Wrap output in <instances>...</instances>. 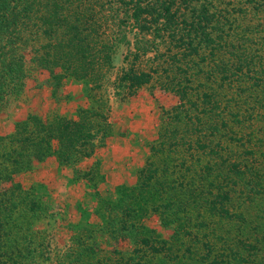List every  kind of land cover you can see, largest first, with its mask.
Returning a JSON list of instances; mask_svg holds the SVG:
<instances>
[{
    "label": "trees",
    "instance_id": "trees-1",
    "mask_svg": "<svg viewBox=\"0 0 264 264\" xmlns=\"http://www.w3.org/2000/svg\"><path fill=\"white\" fill-rule=\"evenodd\" d=\"M225 1L0 0V109L24 94L28 78L37 72L48 74L46 82L51 85L53 93L68 78L86 80L93 90L101 89L112 69L111 61L116 46L125 41L128 33H132L131 57L137 60L153 53L156 64L150 68L152 73L137 71L130 66L119 78L118 87L131 91L134 87L149 83L152 74L158 75L157 79L163 83L165 90L176 94L185 102L184 105H193L195 112L204 115V122L196 115V123L188 124V129L192 126L194 131L202 134L196 136V142L187 140L185 144L188 148L192 145L203 148L206 143L203 140L207 137L203 132L206 130L204 126L201 129L198 127L200 123H206V116L211 114L207 106L216 93L210 86L205 87L204 92L195 91L192 79L202 75L204 80L200 85L209 82V85L216 83L215 90L223 86L230 90L235 86L240 90L243 81L240 80V74L243 76L242 70L246 69L248 77L252 66L246 58H240L237 54L234 56L239 48L246 49L244 44L248 42L241 38L234 16L244 12L242 9L249 8L246 3L259 1L255 4L259 9L264 4L261 2L264 0H239L243 3L231 6L234 0H228L231 2L229 5ZM229 6L232 11H229ZM127 27L129 31H126ZM27 49L29 59L24 53ZM219 53L221 56L226 53L232 55L229 54L230 58L225 61ZM230 59H233L234 66L228 64ZM259 62L261 71L258 75L261 80H255L258 76L251 78L257 84L264 82V58H260ZM208 64L211 67H207ZM244 65H248L247 68L244 69ZM190 96L194 100L189 99ZM258 103L259 107L264 108L261 102ZM240 104L238 100L230 105L236 109L234 113L228 111V103L224 106L235 124L242 122ZM181 108L183 105L175 109L177 119ZM188 111L184 110L183 113L186 119L189 118L186 115ZM226 113L224 109V116ZM218 115L209 116V130L218 132L220 126H226L223 115ZM246 115L250 118L253 112L248 109ZM76 117V120L62 116L43 120L31 115L15 122L11 134L0 136V186L2 180L12 181L13 176L31 170L35 163L44 161L50 155L56 156L59 163L66 166H74L80 159L89 157L98 134H107L106 128L102 130L101 126L105 119L100 108L80 109ZM257 117L258 133L263 131L261 136H264V110ZM166 144L171 150L178 147L177 140L167 143L161 138L158 148L151 149L148 166L141 169L139 182L120 192L119 200L128 203L125 206L105 205L108 220L102 227L110 236L119 234L123 240H133L135 246L138 243L144 244L149 247V252L154 253L162 249L154 246L155 239L147 238L148 229L143 224L138 225L147 213H159L161 224L172 229L173 235L178 238L183 233L189 234V227L209 228L212 222L206 223L205 216L210 221L212 218L224 219L237 224L240 218L246 219L245 213L250 207L245 206V197L240 198L242 194L238 197L243 201L237 208L242 215L229 207L232 192L239 186L241 177H244V172L237 169L240 167L238 161L229 162L226 156L211 149L206 153H196L195 159L189 164L181 159L182 163L178 165L174 161L178 157L162 156ZM217 161L221 164H217ZM243 167L244 170L246 166ZM245 186H249L248 191H252L253 186ZM11 187L9 190L0 188V264H23L35 253L32 244L28 242L30 239L31 242L35 240L30 223L38 216L41 205L30 196V189L24 190L19 183H13ZM135 200L145 203L142 210L136 211L138 205H132ZM256 216V223L264 220V210ZM134 228L140 230L137 237L131 234ZM194 237L197 239L203 236L196 234ZM75 242L77 249H70L71 255H67L70 260L63 264H90L84 258L87 253L93 252V246L86 247L82 238ZM244 247L246 253L243 255L229 249V253L220 259L212 258L210 262L252 264L255 252V260L259 259L257 264H264V252L258 257L262 250H258L256 245ZM211 248V244L205 245L204 259L210 258Z\"/></svg>",
    "mask_w": 264,
    "mask_h": 264
},
{
    "label": "rangeland",
    "instance_id": "rangeland-1",
    "mask_svg": "<svg viewBox=\"0 0 264 264\" xmlns=\"http://www.w3.org/2000/svg\"><path fill=\"white\" fill-rule=\"evenodd\" d=\"M257 2L259 3V1L246 3L249 8L242 9L244 12L241 14L234 11L241 38L248 41L245 44L242 43L247 48H239L237 53L234 52V56L246 58L252 66L247 77L245 68L248 65H244L245 70H242L244 74L243 76L240 74V80H243L240 90L235 86L232 90L227 86L215 90L216 83L209 85V82L200 85L204 80L202 75L192 79V87L195 91L201 93L210 86L216 93L211 104L207 106L211 114L206 116V123H200L198 127L201 129L204 126L206 130L203 132L207 135L203 140L206 142L203 148L199 149L196 145L188 148L185 144L188 143L187 140L196 142L198 135L202 134L194 131L192 126L188 129V124L196 123L194 118L196 115H199V119L203 121L204 115H201V112H195L196 108L193 105H187V103L184 105L185 102L181 101L176 94L165 90L163 83L157 79L158 75L152 74L153 78L149 83L138 88L134 87L135 89L131 91L118 87L119 78L130 66L137 71L145 70L152 73L150 68L156 64L153 61V53H148L137 60L131 57L132 33H128L125 41L116 46L111 61L112 69L101 89L93 90L86 80L78 81L68 78L63 80L53 93L51 85L46 82L48 74L37 72L28 78L24 94L18 100H11L0 109V136L11 134L15 122L31 115L43 120H50L57 116L76 120L78 110L100 108L105 119V123L101 126L102 130L106 128L107 134L103 136L99 133L93 142L92 154L80 159L74 166L62 165L56 156L50 155L44 161L35 163L31 170L13 176L12 181L2 180L1 190L12 189L13 183H19L24 190L30 189V196L41 205L38 216L30 223V228H33L31 234L35 235V240L31 242L30 239L28 242L32 244L35 253L23 264L67 263L70 260L67 255H71L70 249L77 246L75 240L78 238L84 239L86 247L92 245L94 248L93 252L87 253L84 258L86 263L90 264H211L212 258L220 259L229 253V249L237 254L240 252L242 255L245 254L244 245H256L258 250H262L258 257L262 256L264 220L261 219L259 223H256L255 218L258 219L256 215L264 210V160H262L264 155L260 153H264V136H261L263 131L258 133L257 130L259 127L257 114L264 110L258 105V102H261L264 106V90L262 89L264 82L257 84L251 79L252 76L254 78L258 76L255 80L260 82L259 59L264 58V4L259 9L255 7ZM225 3L229 5L231 2L226 0ZM236 3L243 2L234 0L231 6ZM231 6L229 11H232ZM126 31H129V27ZM28 51L29 49L24 53L29 59ZM229 54L232 55L226 53L221 56L219 53L220 58L222 57L225 61ZM234 56L231 57L235 60ZM248 58L252 59L248 60ZM233 59H230L229 65L234 66ZM207 67H211V64ZM189 99L193 98L190 96ZM238 100L242 108L238 113L243 115L242 122L235 124L231 120L232 117L227 115L224 106L228 103V111L234 113L236 109L234 110L230 105ZM181 105L183 108L178 111L180 117L177 119L174 115L175 111L177 113L175 109ZM187 109L189 111L186 115L189 118L186 119L183 113ZM248 109L253 112L250 118L246 115ZM214 114H222L226 122V126H220L218 132L209 130L208 127L209 116ZM185 123H187L186 132ZM262 126L264 127V120ZM161 138L167 143L177 140L178 147L171 150V147L166 144L162 156L178 157L174 160L178 165L182 163L181 159L189 164L195 159L196 153H206L211 149L226 156L229 162L238 161L240 167L238 166L237 169L241 173L244 172V177H241L239 186L232 192L229 207L236 212L245 197L244 200L247 201H243L245 206L250 205L245 213L246 219L240 218L237 224H231L224 219L212 218L210 221L205 216L206 223L212 222L209 228L207 226L204 229H199L197 226L189 227L191 230L189 234L183 233L176 238L172 229L161 224L162 219L159 213H147L138 225L143 224L148 229L147 238L155 239L154 246L162 249L155 253L149 252V247L144 244L138 243L135 246L133 240H123L119 234L110 236L105 233L102 230L108 220L105 205L125 206L128 203L119 200L120 192L130 189L139 182L140 171L148 166L151 149L158 148ZM221 160L225 161V158L221 157ZM261 160L262 162L259 163ZM217 164L221 163L217 161ZM243 166H246L244 170ZM222 170L225 172V169ZM245 184L253 186L251 192L248 191L249 186ZM239 194L243 195H240L242 199H239ZM145 195L148 196V194ZM135 201L132 205H138L135 208L136 211L142 210L141 207L145 203L143 201L135 203ZM238 213L242 215V212L238 211ZM139 231L138 228H134L132 236L137 237ZM196 234L203 237L196 239L194 237ZM206 244H211L212 254L210 258L204 259ZM136 250L139 251L138 254ZM202 255L203 258L199 259ZM258 260V258L255 260V252H253L252 264H257ZM226 264H234V262Z\"/></svg>",
    "mask_w": 264,
    "mask_h": 264
}]
</instances>
